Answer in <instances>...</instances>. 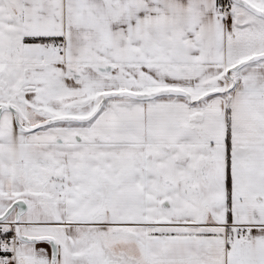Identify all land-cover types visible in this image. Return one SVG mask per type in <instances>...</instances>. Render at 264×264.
Masks as SVG:
<instances>
[{
    "label": "snow or ice",
    "instance_id": "1",
    "mask_svg": "<svg viewBox=\"0 0 264 264\" xmlns=\"http://www.w3.org/2000/svg\"><path fill=\"white\" fill-rule=\"evenodd\" d=\"M0 264H264V0H0Z\"/></svg>",
    "mask_w": 264,
    "mask_h": 264
}]
</instances>
